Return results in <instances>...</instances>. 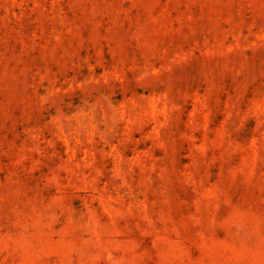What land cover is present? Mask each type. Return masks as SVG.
<instances>
[{
	"label": "rangeland",
	"instance_id": "374dc122",
	"mask_svg": "<svg viewBox=\"0 0 264 264\" xmlns=\"http://www.w3.org/2000/svg\"><path fill=\"white\" fill-rule=\"evenodd\" d=\"M0 264H264V0H0Z\"/></svg>",
	"mask_w": 264,
	"mask_h": 264
}]
</instances>
